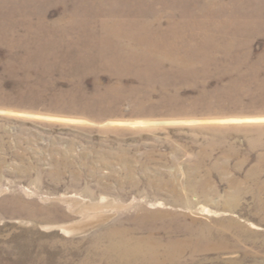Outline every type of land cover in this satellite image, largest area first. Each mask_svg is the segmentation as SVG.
I'll return each instance as SVG.
<instances>
[{
    "label": "rangeland",
    "instance_id": "374dc122",
    "mask_svg": "<svg viewBox=\"0 0 264 264\" xmlns=\"http://www.w3.org/2000/svg\"><path fill=\"white\" fill-rule=\"evenodd\" d=\"M0 264H264V0H0Z\"/></svg>",
    "mask_w": 264,
    "mask_h": 264
},
{
    "label": "bare ground",
    "instance_id": "6f19581e",
    "mask_svg": "<svg viewBox=\"0 0 264 264\" xmlns=\"http://www.w3.org/2000/svg\"><path fill=\"white\" fill-rule=\"evenodd\" d=\"M142 249V248H141ZM145 252H149V253H154L155 250L154 249H150L149 247H146V249L144 248ZM131 254H133L132 252L128 251L127 248H121V255L123 257H127V256H131ZM146 254V253H145ZM135 255V254H134ZM144 255V254H143Z\"/></svg>",
    "mask_w": 264,
    "mask_h": 264
}]
</instances>
